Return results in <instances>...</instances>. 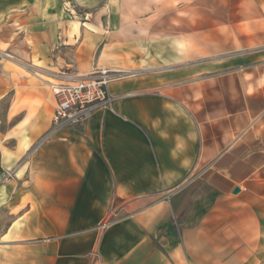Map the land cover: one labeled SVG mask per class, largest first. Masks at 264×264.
Instances as JSON below:
<instances>
[{"label": "crops", "instance_id": "1", "mask_svg": "<svg viewBox=\"0 0 264 264\" xmlns=\"http://www.w3.org/2000/svg\"><path fill=\"white\" fill-rule=\"evenodd\" d=\"M225 1L205 36H106L0 0V264H264V0ZM17 68L124 97L41 140L55 99Z\"/></svg>", "mask_w": 264, "mask_h": 264}, {"label": "rangeland", "instance_id": "2", "mask_svg": "<svg viewBox=\"0 0 264 264\" xmlns=\"http://www.w3.org/2000/svg\"><path fill=\"white\" fill-rule=\"evenodd\" d=\"M51 1L58 8L60 7L62 16L68 21L72 33L76 30L77 32L84 30L87 35L89 29L97 31L99 27V32L106 36H188L187 34L191 32L205 36L208 26L231 22L239 14L238 10L230 9V3L225 0ZM54 9L58 10L55 6ZM15 30L16 27H7L6 36H9L10 44L1 46L6 53H12L13 57H4L11 61L15 60L14 55L22 58L26 52L23 44L16 41ZM17 71L18 73L13 75L15 84L38 85L44 87L50 94L48 84L39 82L36 77L30 76V73L21 69L17 68ZM18 76H24L30 81L20 80ZM88 76L90 74L86 77ZM40 78L48 80L50 84L66 83L42 76Z\"/></svg>", "mask_w": 264, "mask_h": 264}, {"label": "built area", "instance_id": "3", "mask_svg": "<svg viewBox=\"0 0 264 264\" xmlns=\"http://www.w3.org/2000/svg\"><path fill=\"white\" fill-rule=\"evenodd\" d=\"M4 57L10 56L5 54ZM121 77L117 72L98 69L79 80L50 84L55 108L50 129L41 140L50 138L59 130L83 125L97 111L112 109L124 95H111L109 86ZM11 174L12 172H7L4 176L9 178Z\"/></svg>", "mask_w": 264, "mask_h": 264}, {"label": "water", "instance_id": "4", "mask_svg": "<svg viewBox=\"0 0 264 264\" xmlns=\"http://www.w3.org/2000/svg\"><path fill=\"white\" fill-rule=\"evenodd\" d=\"M239 190H238V188H235L234 189V193H237Z\"/></svg>", "mask_w": 264, "mask_h": 264}, {"label": "bare ground", "instance_id": "5", "mask_svg": "<svg viewBox=\"0 0 264 264\" xmlns=\"http://www.w3.org/2000/svg\"><path fill=\"white\" fill-rule=\"evenodd\" d=\"M74 26V25H73ZM84 26V25H83ZM77 27V26H76ZM74 29V28H73ZM76 32H77V30H76Z\"/></svg>", "mask_w": 264, "mask_h": 264}]
</instances>
